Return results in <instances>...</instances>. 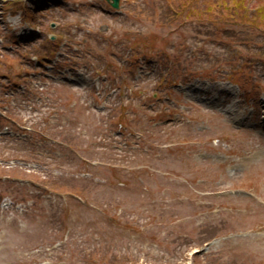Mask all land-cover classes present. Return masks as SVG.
<instances>
[{
    "label": "rangeland",
    "instance_id": "obj_1",
    "mask_svg": "<svg viewBox=\"0 0 264 264\" xmlns=\"http://www.w3.org/2000/svg\"><path fill=\"white\" fill-rule=\"evenodd\" d=\"M236 1L0 0V264H264V0Z\"/></svg>",
    "mask_w": 264,
    "mask_h": 264
},
{
    "label": "trees",
    "instance_id": "obj_2",
    "mask_svg": "<svg viewBox=\"0 0 264 264\" xmlns=\"http://www.w3.org/2000/svg\"><path fill=\"white\" fill-rule=\"evenodd\" d=\"M236 2H237V1H236ZM236 2H235V3H236ZM244 2H245V0L238 1V2H237V6H238V8H240V9H244V7H245V6H244V4H245ZM225 9L230 10V8H225ZM259 9H260V10H259L260 13H263V15H264V6H262V8H259Z\"/></svg>",
    "mask_w": 264,
    "mask_h": 264
},
{
    "label": "water",
    "instance_id": "obj_3",
    "mask_svg": "<svg viewBox=\"0 0 264 264\" xmlns=\"http://www.w3.org/2000/svg\"><path fill=\"white\" fill-rule=\"evenodd\" d=\"M108 1H109V0H108ZM112 5H113L114 7H117V6H118V0H113Z\"/></svg>",
    "mask_w": 264,
    "mask_h": 264
}]
</instances>
